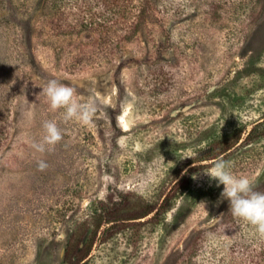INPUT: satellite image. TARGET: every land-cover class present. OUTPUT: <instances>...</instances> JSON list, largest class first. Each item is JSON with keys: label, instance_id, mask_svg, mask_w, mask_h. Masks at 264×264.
Listing matches in <instances>:
<instances>
[{"label": "rangeland", "instance_id": "1", "mask_svg": "<svg viewBox=\"0 0 264 264\" xmlns=\"http://www.w3.org/2000/svg\"><path fill=\"white\" fill-rule=\"evenodd\" d=\"M43 2L0 0V264H263L204 167L264 188V0H158L111 61L73 66L102 38L47 32ZM51 79L91 124L50 108ZM46 120L63 138L40 153Z\"/></svg>", "mask_w": 264, "mask_h": 264}, {"label": "trees", "instance_id": "2", "mask_svg": "<svg viewBox=\"0 0 264 264\" xmlns=\"http://www.w3.org/2000/svg\"><path fill=\"white\" fill-rule=\"evenodd\" d=\"M31 1L35 2V0ZM157 1L44 0L38 15L44 22L43 28H47V32L54 36H63L70 41L80 34H95L98 36V40L102 38L100 44L99 41L96 42L98 45H102L99 52L90 50L88 56L69 62L71 66L77 65L80 61L86 64H100L102 59L105 62L111 61V55L126 46L137 33L146 13L154 8ZM121 21L124 23L122 22V26L118 27ZM68 45L65 46L67 54L78 49L76 45L72 46L69 43ZM90 54H100V56L93 58ZM257 191L264 192V188ZM237 243L247 251L245 257L256 256V260L258 262L262 260L264 264V239L254 232L248 234L241 231L237 234ZM249 246H251V250Z\"/></svg>", "mask_w": 264, "mask_h": 264}, {"label": "clouds", "instance_id": "3", "mask_svg": "<svg viewBox=\"0 0 264 264\" xmlns=\"http://www.w3.org/2000/svg\"><path fill=\"white\" fill-rule=\"evenodd\" d=\"M40 87L53 111L64 110V122L76 120L85 126L91 124L97 111L94 101H78L75 98V89L56 79H51ZM42 127L44 134L41 141L33 142L31 145L40 153L51 151L63 138L61 129L55 120L44 121ZM208 165L210 166L204 167V174L215 180L217 187L223 185L220 197L221 200L226 199L229 202L233 217L242 219L251 225L254 228V234L264 239V192L254 190L253 182L248 176L233 174L223 157L208 161ZM47 167L44 160L37 161L38 170L44 171ZM198 175L193 174L192 178L195 180Z\"/></svg>", "mask_w": 264, "mask_h": 264}]
</instances>
